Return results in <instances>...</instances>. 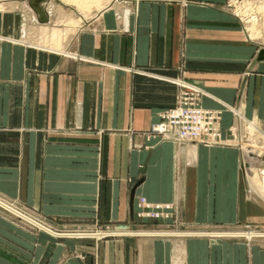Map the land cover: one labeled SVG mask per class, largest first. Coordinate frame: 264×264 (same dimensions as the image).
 <instances>
[{
    "label": "crops",
    "instance_id": "crops-1",
    "mask_svg": "<svg viewBox=\"0 0 264 264\" xmlns=\"http://www.w3.org/2000/svg\"><path fill=\"white\" fill-rule=\"evenodd\" d=\"M204 1H113L68 53L18 40L27 22L44 26L30 37L43 41L47 23L0 14V264H264L263 233L243 242L191 229L225 220L264 231V166L245 173L236 145L147 132L177 102L175 79L199 85L207 108L234 103L264 122V58L249 65L252 46L234 31L224 41L223 14ZM234 60L247 64L223 67ZM138 195L171 202L169 218L189 229H93L132 217ZM117 233L128 235L101 238Z\"/></svg>",
    "mask_w": 264,
    "mask_h": 264
},
{
    "label": "rangeland",
    "instance_id": "rangeland-1",
    "mask_svg": "<svg viewBox=\"0 0 264 264\" xmlns=\"http://www.w3.org/2000/svg\"><path fill=\"white\" fill-rule=\"evenodd\" d=\"M118 1V0H97L94 3H89L88 5H74L70 3H66L60 0H45L43 2V6L46 9V14L48 19L44 22L47 23V32L44 34L45 39L43 41H39L38 35L33 36V34L38 33V30L44 28L42 25L33 26L32 24H28L26 20H22L26 22L25 32L23 36L28 34L30 42L34 45H43L50 48L55 49H63L64 45L66 44L67 39L75 34L86 22L90 19L93 15L100 12L105 6H108L111 2ZM204 3L213 4L217 6L222 14V25H223V40L225 41L226 36H230V33L234 31L237 32L240 37L243 38L247 44L252 46L251 56L249 58V65H252L254 58L258 56V59H262L264 57H260L259 51L264 46V0H205ZM83 6V7H82ZM7 11H15L20 14V17L34 19L35 21L41 22L38 19L37 12L30 6L28 0H0V14L7 13ZM43 24V23H42ZM69 26V28H68ZM30 27V28H29ZM234 28V30H232ZM30 29V31H29ZM37 31L35 32V30ZM46 30V29H45ZM43 30V31H45ZM34 31V32H33ZM33 32V33H32ZM26 33V34H25ZM32 33V35H31ZM22 34V33H21ZM54 37L56 41H54ZM52 38V39H51ZM28 42V41H27ZM244 63L243 60L239 61H223V67H241ZM187 81V80H186ZM189 83L195 84L193 82L188 81ZM176 83V82H175ZM177 84V83H176ZM178 85V84H177ZM197 85V84H195ZM179 86V94H180V85ZM204 94H200L198 96L199 103L201 96ZM178 101V99H177ZM177 103V102H176ZM175 103V104H176ZM172 107V106H170ZM168 108V107H166ZM164 108V109H166ZM232 108L234 112H231V121L227 124L226 128H224L225 124L223 122V112L222 110L227 109L225 108H218L217 111V129L219 132V136L214 140L213 144L216 145H236L240 149V166L241 169H244L246 173V167L253 166V173L257 176L263 171L264 162L262 161L264 157V122L255 118L251 120L253 117H248L243 113L242 107H238L237 105L232 104ZM162 109L161 113L164 110ZM158 119V120H159ZM157 120V121H158ZM154 125V122L152 123ZM152 125L147 130L148 135L155 136L159 135L164 139H169L173 143H175L174 139L167 138L161 133H158L152 129ZM222 130H226L222 133ZM186 143V142H185ZM200 143L195 141H190L189 144ZM183 143H178L181 145ZM255 153V154H254ZM254 154V155H253ZM256 156V157H254ZM255 158L253 163L254 165H247L251 163L250 159L248 158ZM248 158V159H247ZM247 159V160H246ZM249 160V161H248ZM259 161V162H257ZM249 167V168H250ZM261 168V169H260ZM180 173V172H179ZM178 177V173H176V180ZM246 184L248 189L251 190V186L246 180ZM252 191L254 189L252 188ZM144 198L148 201L147 203L140 202V199ZM18 206H22L23 202L21 201H13ZM152 204L151 207H155L154 204H158L159 214L158 216L151 215L148 213V208ZM138 205L139 208L134 210L132 217L126 218L122 221H94L93 229H98L99 231H114L117 229H123L122 226L126 227L125 230H122V233H126L129 230H142V229H149V230H159V231H181L187 230L185 226L184 219L180 217H173L170 219L169 215L171 214L170 209H172V203L166 201H153L147 199L143 195H138ZM27 209V208H26ZM29 210V209H27ZM142 211V213L140 212ZM11 219V218H10ZM12 220L16 223V225L20 227H30L32 229H37L36 226L27 223L21 219H13ZM192 230H203V231H217L223 232L222 235L217 237H226L229 239H236L238 238L240 241L248 242L250 240L245 239V236L239 234H246V233H263V228L256 226L255 224L251 223H234L231 221H218V222H208L202 225L201 228H191ZM108 231V232H109ZM234 232L236 236H229L225 235V232ZM230 234V233H229ZM120 235H128V234H108L101 238H107L111 236H120ZM212 237V236H209ZM257 237V236H256ZM255 237H251L250 239H254Z\"/></svg>",
    "mask_w": 264,
    "mask_h": 264
},
{
    "label": "built area",
    "instance_id": "built-area-1",
    "mask_svg": "<svg viewBox=\"0 0 264 264\" xmlns=\"http://www.w3.org/2000/svg\"><path fill=\"white\" fill-rule=\"evenodd\" d=\"M175 82L181 88L178 101L162 111L161 118L154 122L152 129L178 142H214L220 135L216 124L217 111L199 103L198 96L203 93L199 85L184 79H175ZM140 202L142 205H149L144 198ZM154 205L155 207H151L152 204L149 206L148 213L158 216V204Z\"/></svg>",
    "mask_w": 264,
    "mask_h": 264
},
{
    "label": "bare ground",
    "instance_id": "bare-ground-1",
    "mask_svg": "<svg viewBox=\"0 0 264 264\" xmlns=\"http://www.w3.org/2000/svg\"><path fill=\"white\" fill-rule=\"evenodd\" d=\"M60 1H63V2H66V3H70V4H74V5H88L89 3H94L95 1H97V0H60ZM83 7V6H82ZM40 21V20H39ZM41 22H45V21H41ZM26 26V25H25ZM30 28V27H29ZM68 28H69V26H68ZM29 31H30V29H29ZM26 34V33H25ZM28 34H30V33H27L26 35H24V37H21V39H18V40H21L22 41V43L25 41V42H27V43H29L30 45H34V44H32L31 42H30V40H29V38H27L28 37ZM20 42V41H19ZM34 46H39V47H43V48H47V49H50V50H53V51H58V52H65V53H68V52H66V51H63V50H60V49H55V48H50V47H47V46H43V45H34ZM204 92V91H203ZM204 94H205V92H204ZM227 109H229L230 111H232V112H234V109L232 108V106H230V105H228V104H226V106H225ZM207 108V107H206ZM208 109H210V108H208ZM214 110V112H216V111H218V109H213ZM184 142H190V141H184ZM178 143H182V142H178V141H176L175 140V144H176V146H178ZM201 144H203V145H214L213 144V142H200ZM199 143V144H200ZM196 143H194V144H191V145H195ZM182 145V144H181ZM255 154V153H254ZM253 154V155H254ZM254 157H256V156H254ZM249 159H250V161H251V163H248L247 165H253L254 163V161L255 160H258V159H255V158H250V157H248ZM247 158V159H248ZM246 159V160H247ZM249 161V160H248ZM262 161L264 162V157H263V159H262ZM257 162H259V161H257ZM250 167V166H249ZM249 167H246V172L249 174L251 171H253L252 169V166L249 168ZM0 207H2V206H0ZM4 208V207H3ZM18 214H20L21 215V217H23V215L21 214V213H19V212H17ZM122 228L124 229L125 227L124 226H122ZM122 230V229H121ZM121 230L120 229H117V230H114V231H112V232H121ZM109 231V230H108ZM244 236H246V237H249L250 235H251V233H246V234H243Z\"/></svg>",
    "mask_w": 264,
    "mask_h": 264
},
{
    "label": "water",
    "instance_id": "water-1",
    "mask_svg": "<svg viewBox=\"0 0 264 264\" xmlns=\"http://www.w3.org/2000/svg\"><path fill=\"white\" fill-rule=\"evenodd\" d=\"M45 0H28L30 6L37 12L38 19L40 21H46L48 19L46 9L43 6ZM260 57H264V46L259 51Z\"/></svg>",
    "mask_w": 264,
    "mask_h": 264
}]
</instances>
